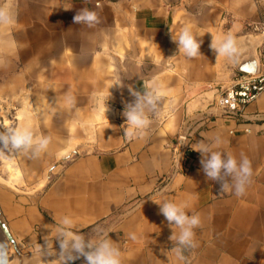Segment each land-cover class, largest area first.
I'll list each match as a JSON object with an SVG mask.
<instances>
[{
	"label": "crops",
	"instance_id": "obj_1",
	"mask_svg": "<svg viewBox=\"0 0 264 264\" xmlns=\"http://www.w3.org/2000/svg\"><path fill=\"white\" fill-rule=\"evenodd\" d=\"M0 8L14 16L13 23L0 24V75L72 96L74 103L65 105L76 109L75 125L92 139L91 149L63 170L41 200L6 208L5 225L17 246L31 251L26 247L32 241L43 244L50 235L46 226L67 214L86 239L103 229L120 248L122 264H180L170 251L177 229L157 204L168 199L186 202L185 211L201 218L194 229L198 246L185 251L183 264H264V92L241 108L242 117L221 115L214 100L236 65L210 47L226 33L241 46L253 34L249 25L264 21V0H0ZM83 8L96 11L100 23H74ZM184 27L200 41L201 56L178 51L171 37ZM153 82L158 112L149 113L144 136L129 139L122 113L134 100L130 91ZM215 135L228 141L217 149L222 156L248 163L239 198L207 179L200 153L192 150ZM52 246L58 252L55 239Z\"/></svg>",
	"mask_w": 264,
	"mask_h": 264
},
{
	"label": "clouds",
	"instance_id": "obj_2",
	"mask_svg": "<svg viewBox=\"0 0 264 264\" xmlns=\"http://www.w3.org/2000/svg\"><path fill=\"white\" fill-rule=\"evenodd\" d=\"M14 16L8 9L0 8V24H11ZM73 22L84 25L88 28L95 27L100 23V18L96 11L83 8L73 17ZM178 51L182 52L186 58L201 56L199 52L200 41L192 33L190 28L184 27L174 39ZM210 47L215 51L216 56L225 57L231 64L239 62L241 49L235 37L231 33L218 36ZM122 80H117L115 86H120ZM131 89V88H130ZM134 97L132 102L126 103L122 115L125 117L126 132L129 139L142 137L146 134L151 120L149 113L156 114L159 108L158 86L153 82L149 83L143 91H130ZM109 98V97H108ZM103 104V117L108 111L106 101ZM65 103L71 105L74 98L70 95L65 97ZM106 119V118H105ZM228 141L215 135L209 141H199L192 145L193 151H198L201 155L200 164L207 179L219 183L220 188L228 192L233 198H239L248 182V163L244 158H234L228 155L226 158L217 150L222 144ZM50 144V137L47 135H37L30 127L9 126L0 128V157L8 158L10 155L22 153L31 157H36L45 152ZM180 158V156H179ZM178 158V160H179ZM177 160V163H178ZM159 211L169 222L172 228L177 229L169 237L174 242L172 251L180 264L186 260L184 255L187 249L198 246L195 239V231L201 224L198 213L189 214L185 211L186 202H173L162 199L159 203ZM50 227V235L44 237L43 244L33 241L26 248L31 253L30 258L24 255L16 256L17 252L15 240L9 234L0 238V264H70L71 261L83 257L85 264H122L120 248L108 238V234L103 229H95V239H86L80 234L73 218L67 214H61L54 225ZM131 239H136L135 234H129ZM58 243V252L53 250L52 240ZM56 256V259L47 261L46 257Z\"/></svg>",
	"mask_w": 264,
	"mask_h": 264
},
{
	"label": "rangeland",
	"instance_id": "obj_3",
	"mask_svg": "<svg viewBox=\"0 0 264 264\" xmlns=\"http://www.w3.org/2000/svg\"><path fill=\"white\" fill-rule=\"evenodd\" d=\"M4 39L0 29V47ZM4 66L0 60V71L5 70ZM63 96L59 89L34 83L21 85L14 77L0 75V128L25 126L37 135L50 137L48 149L36 157L22 153L0 157V218L4 223V211L10 204L27 205L41 200L64 174L63 170L91 149L90 134L83 137V125L74 123L76 109L66 106ZM3 237L0 229V238ZM16 247V256L21 253L25 258L31 257L30 252Z\"/></svg>",
	"mask_w": 264,
	"mask_h": 264
},
{
	"label": "built area",
	"instance_id": "obj_4",
	"mask_svg": "<svg viewBox=\"0 0 264 264\" xmlns=\"http://www.w3.org/2000/svg\"><path fill=\"white\" fill-rule=\"evenodd\" d=\"M249 27L253 34L263 35V39L257 48L259 59L258 71L255 74L236 72L229 85H227L214 100V105L217 109L224 111L225 114H223V116L229 118L242 117L241 108L255 100L264 92V21L249 25ZM262 136L264 137V129L262 130ZM185 140L186 138L183 141ZM182 151L183 148L180 146L176 156V163L178 156H180L177 164V171L180 168Z\"/></svg>",
	"mask_w": 264,
	"mask_h": 264
},
{
	"label": "water",
	"instance_id": "obj_5",
	"mask_svg": "<svg viewBox=\"0 0 264 264\" xmlns=\"http://www.w3.org/2000/svg\"><path fill=\"white\" fill-rule=\"evenodd\" d=\"M263 39V35L260 34H248L246 37H244L242 44L240 46L241 48V55L239 62L235 66V70L238 73H244V74H255L258 71L259 67V59L257 55V48L259 44L261 43ZM219 113L221 115L225 114L224 111L219 110ZM188 125H185L179 134L180 141H183L186 138L187 131H188ZM179 158V156H178ZM177 164L175 167V172H177ZM0 229L4 236H8L10 233L5 225V223L0 218Z\"/></svg>",
	"mask_w": 264,
	"mask_h": 264
},
{
	"label": "bare ground",
	"instance_id": "obj_6",
	"mask_svg": "<svg viewBox=\"0 0 264 264\" xmlns=\"http://www.w3.org/2000/svg\"><path fill=\"white\" fill-rule=\"evenodd\" d=\"M16 249H17V247H16Z\"/></svg>",
	"mask_w": 264,
	"mask_h": 264
}]
</instances>
